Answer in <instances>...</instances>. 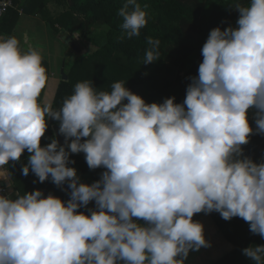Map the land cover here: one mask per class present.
<instances>
[{
  "label": "clouds",
  "instance_id": "clouds-1",
  "mask_svg": "<svg viewBox=\"0 0 264 264\" xmlns=\"http://www.w3.org/2000/svg\"><path fill=\"white\" fill-rule=\"evenodd\" d=\"M228 7L235 26L210 30L182 103H147L123 81L101 90L84 80L53 109L40 100L41 52L0 36V180L9 189L0 194V264H185L190 251L211 247L198 213L239 217L264 239V157L255 162L242 147L264 136V0ZM117 14L121 40L148 23L138 0ZM146 43L143 63L159 60L160 40ZM49 119L63 144L53 136L41 145ZM25 150L22 174L50 179L66 201L12 188L6 166ZM79 153L89 169H106L99 180L83 183L69 166ZM242 255L264 264V244Z\"/></svg>",
  "mask_w": 264,
  "mask_h": 264
},
{
  "label": "trees",
  "instance_id": "trees-1",
  "mask_svg": "<svg viewBox=\"0 0 264 264\" xmlns=\"http://www.w3.org/2000/svg\"><path fill=\"white\" fill-rule=\"evenodd\" d=\"M48 2L62 6L63 10L53 15L47 7ZM125 2L126 0H12V6L0 15V35L14 36L13 27L20 10L39 14L50 31L57 33L59 27L72 33L77 29L80 19L86 30L91 27H106L103 32L92 36L95 48L77 55L71 62L67 80L61 79L56 89L51 105L53 109H59L63 99L72 93L75 84L84 80L92 81L93 86L101 90H109L113 82L123 81L127 88L140 95L147 103H158L159 97L163 102L165 98L173 96L176 103H182L186 88L191 82L189 78L198 75V67L203 59L201 49L210 30L218 26L222 30L229 25L235 26L239 14L228 7L233 0H138L148 14V23L141 29L139 36L121 40L122 18L117 13ZM242 2L246 3L247 0ZM147 37L160 40L161 55L159 60L144 64ZM170 68L175 69L172 82L158 81V76ZM249 123L255 128L251 111ZM56 124L59 123L48 120V129L41 138L42 146L50 143V138L55 136L52 127ZM242 147L246 156L260 162L264 157V136L251 135L249 143ZM29 155L25 150L20 161H10L6 166L12 174L13 189L21 194L39 189L45 196L52 193L66 201L69 198L67 192L54 185L50 179L40 183L31 172L27 176L22 174V166L27 163ZM70 160L75 161L73 165L88 172L96 181L106 170L89 169L83 153L71 154ZM93 207L91 203L88 205V208ZM79 211L88 214L87 208ZM209 216L223 237L233 245L230 252L212 264H253L242 255V249L253 244H264V239L252 235L248 223L239 217L226 221L216 212Z\"/></svg>",
  "mask_w": 264,
  "mask_h": 264
},
{
  "label": "crops",
  "instance_id": "crops-1",
  "mask_svg": "<svg viewBox=\"0 0 264 264\" xmlns=\"http://www.w3.org/2000/svg\"><path fill=\"white\" fill-rule=\"evenodd\" d=\"M59 33L54 35L39 14L34 15L22 10L19 11L17 21L13 27V35L20 40L22 50L35 47L42 54L43 66L46 68L48 80L40 100L42 102L47 101L51 105L61 80L60 71L63 69L65 73H68L73 61L71 60L72 55L67 57L66 54L65 45H67L69 39H66L63 34L59 35ZM0 36H3V34ZM69 166L77 170L81 182L91 184L96 181L88 172H83L77 165L70 164ZM0 187L9 192L6 183L2 180H0ZM91 204L95 206L94 202H91ZM193 220L203 224L205 238L210 242L211 247H202L199 251H190L185 264H212L233 249V245L219 232L209 214L198 213L194 215Z\"/></svg>",
  "mask_w": 264,
  "mask_h": 264
},
{
  "label": "rangeland",
  "instance_id": "rangeland-1",
  "mask_svg": "<svg viewBox=\"0 0 264 264\" xmlns=\"http://www.w3.org/2000/svg\"><path fill=\"white\" fill-rule=\"evenodd\" d=\"M47 7L49 8V10L51 11L53 15H56L58 14V12L63 10L62 6H59L54 2H48ZM83 23L84 22L80 19L77 29H75L72 33H68L64 31L63 29H60L59 27V32H60L59 35L63 34L64 36H66V39L75 40L77 43H79L83 47L84 53H87L90 50L95 48V45L93 44L92 36L100 32H103L106 29V27H98V28L91 27L90 29L86 30V28L83 27L84 25ZM52 33L54 35L58 34L56 31H53V30H52ZM65 47H66L67 57L73 55V51L67 45H65ZM174 74H175V69L170 68L169 71L163 72L162 74L158 76V79H159L158 81H160L161 83H170L173 80ZM158 103H162L161 97H159ZM8 194L9 192L7 191V195Z\"/></svg>",
  "mask_w": 264,
  "mask_h": 264
},
{
  "label": "water",
  "instance_id": "water-1",
  "mask_svg": "<svg viewBox=\"0 0 264 264\" xmlns=\"http://www.w3.org/2000/svg\"><path fill=\"white\" fill-rule=\"evenodd\" d=\"M67 46L73 51V55L71 57V60H75L77 55H82L84 53L83 47L77 43L75 40L73 39H69L67 41ZM61 74V79L62 80H67V73L64 72L63 69H61L60 71ZM58 128H59V124L53 125L52 129L54 131V135L56 137V139L63 144L64 143V137L62 135L59 134L58 132Z\"/></svg>",
  "mask_w": 264,
  "mask_h": 264
},
{
  "label": "built area",
  "instance_id": "built-area-1",
  "mask_svg": "<svg viewBox=\"0 0 264 264\" xmlns=\"http://www.w3.org/2000/svg\"><path fill=\"white\" fill-rule=\"evenodd\" d=\"M12 0H0V15L8 8L12 6ZM0 194L7 195V191L5 188L0 187Z\"/></svg>",
  "mask_w": 264,
  "mask_h": 264
}]
</instances>
